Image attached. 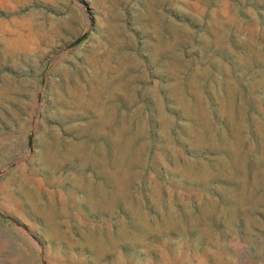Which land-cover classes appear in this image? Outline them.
Wrapping results in <instances>:
<instances>
[{
	"label": "rangeland",
	"instance_id": "1",
	"mask_svg": "<svg viewBox=\"0 0 264 264\" xmlns=\"http://www.w3.org/2000/svg\"><path fill=\"white\" fill-rule=\"evenodd\" d=\"M0 264H264V0H0Z\"/></svg>",
	"mask_w": 264,
	"mask_h": 264
}]
</instances>
